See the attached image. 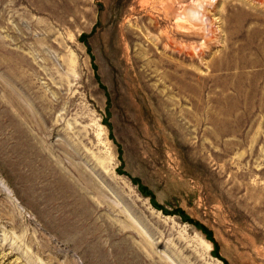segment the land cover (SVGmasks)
<instances>
[{
  "label": "rangeland",
  "instance_id": "1",
  "mask_svg": "<svg viewBox=\"0 0 264 264\" xmlns=\"http://www.w3.org/2000/svg\"><path fill=\"white\" fill-rule=\"evenodd\" d=\"M0 264H264V0H0Z\"/></svg>",
  "mask_w": 264,
  "mask_h": 264
},
{
  "label": "bare ground",
  "instance_id": "2",
  "mask_svg": "<svg viewBox=\"0 0 264 264\" xmlns=\"http://www.w3.org/2000/svg\"><path fill=\"white\" fill-rule=\"evenodd\" d=\"M105 233H106V231H105ZM99 235V234H98Z\"/></svg>",
  "mask_w": 264,
  "mask_h": 264
}]
</instances>
